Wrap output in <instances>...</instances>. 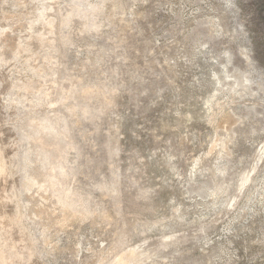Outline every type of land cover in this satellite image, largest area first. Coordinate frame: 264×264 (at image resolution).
Instances as JSON below:
<instances>
[{"label": "rangeland", "instance_id": "obj_1", "mask_svg": "<svg viewBox=\"0 0 264 264\" xmlns=\"http://www.w3.org/2000/svg\"><path fill=\"white\" fill-rule=\"evenodd\" d=\"M0 165V264H264V0H0Z\"/></svg>", "mask_w": 264, "mask_h": 264}, {"label": "bare ground", "instance_id": "obj_2", "mask_svg": "<svg viewBox=\"0 0 264 264\" xmlns=\"http://www.w3.org/2000/svg\"><path fill=\"white\" fill-rule=\"evenodd\" d=\"M42 124H43V123H42ZM42 124H41V126H44V127L47 126V125H44V124L42 125ZM1 170H2V167H1V165H0V171H1ZM51 179H52V178H51ZM50 183L53 184V181H52V182L49 181V184H50ZM60 195H61V197H59V195H58L59 200H60V201H63V199L65 198V197H63L64 193H63V195H62V194H60ZM65 196H66V194H65ZM81 211H82V210H81ZM82 213H83V212H82Z\"/></svg>", "mask_w": 264, "mask_h": 264}]
</instances>
